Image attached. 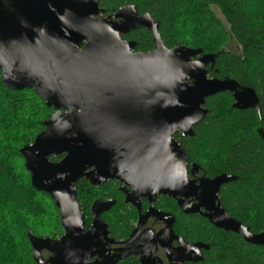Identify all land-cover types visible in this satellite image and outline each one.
<instances>
[{"label": "water", "instance_id": "water-1", "mask_svg": "<svg viewBox=\"0 0 264 264\" xmlns=\"http://www.w3.org/2000/svg\"><path fill=\"white\" fill-rule=\"evenodd\" d=\"M100 1L0 0L1 81L13 91H34L54 110L21 155L32 187L53 199L66 233L53 240L28 231L34 262L90 264L96 238L84 229L75 186L83 179L93 187L117 180L152 201L180 198L183 212L204 209L215 228L264 247V232L251 233L219 201L222 186L234 178L190 181L186 151L175 139L194 137L208 115L206 100L222 93L233 96L234 108L261 116L256 92L230 78H210L214 54L168 49L150 14L127 5L105 16ZM138 29L152 34V51L135 52L136 43L122 38ZM60 155L59 162L49 160ZM199 168L193 166V175ZM114 204H94L95 224L99 208Z\"/></svg>", "mask_w": 264, "mask_h": 264}, {"label": "trees", "instance_id": "trees-1", "mask_svg": "<svg viewBox=\"0 0 264 264\" xmlns=\"http://www.w3.org/2000/svg\"><path fill=\"white\" fill-rule=\"evenodd\" d=\"M126 5H134L140 14H150L159 23V33L168 49L186 46L216 55L214 68H208L210 78H230L256 92L261 116L252 109L234 108L233 96L222 93L206 100L208 115L194 127V137L176 135L175 139L186 151L187 162L197 164L207 177L226 174L234 178L223 185L220 202L251 233H263L264 0L100 1L105 16L118 13ZM122 38L135 42L138 53L150 52L155 46L147 29ZM232 39L240 48L239 54L227 49ZM52 113L54 110L34 91L7 89L0 72V264H36L28 231L41 238L61 234L60 210L49 195L32 187L21 155V150L44 131L43 123ZM63 156H50L49 160L57 162ZM76 190L79 202L85 190L96 189L82 182ZM160 205L175 209L169 199ZM177 214V228L186 239L210 245L206 264H264L263 246L217 229L200 215ZM49 215L54 222L52 233L41 227Z\"/></svg>", "mask_w": 264, "mask_h": 264}, {"label": "flooded vegetation", "instance_id": "flooded-vegetation-1", "mask_svg": "<svg viewBox=\"0 0 264 264\" xmlns=\"http://www.w3.org/2000/svg\"><path fill=\"white\" fill-rule=\"evenodd\" d=\"M187 164L190 181L198 185L201 178L211 179L201 168L197 175H193V166L197 164L188 162ZM82 182L88 183L98 192L89 202H84L80 198L78 202L77 193V202L84 216V229L96 238L90 264H206L205 258L210 251V245L186 239L177 228V211L185 216L204 217L201 214L205 213L204 209H201L200 213L187 214L177 202L180 198L157 195L152 201L142 195L135 197L133 188L117 180H110L101 186L93 187L83 179L76 185ZM165 199H169L175 209L170 211L163 208L160 203ZM100 200L113 201L115 204L109 209L106 206L100 207L102 213L95 224L92 207ZM193 204L196 205L197 202ZM166 215H169L168 218L165 217ZM204 218L209 222L206 217ZM61 227L59 239L66 233L62 224ZM43 257L47 260L51 257V253L45 251Z\"/></svg>", "mask_w": 264, "mask_h": 264}, {"label": "rangeland", "instance_id": "rangeland-1", "mask_svg": "<svg viewBox=\"0 0 264 264\" xmlns=\"http://www.w3.org/2000/svg\"><path fill=\"white\" fill-rule=\"evenodd\" d=\"M213 10H214L216 16L220 20L224 21V19H223L222 15L220 14V12L216 8H213ZM227 49L229 51L235 53V54H239L240 53V48H239L238 44L233 39L231 40V42L228 45ZM24 165H25V163H24ZM97 193H98L97 191H91L90 192L89 190H85L81 194V196H83L81 199H83L84 202H89V200H91V198L95 197ZM49 205H50V203H49ZM53 223H54L53 219L51 218V215H49V217H47V221L43 222L41 227H43V229H45L48 233L49 232L52 233V232H54V231H52L54 229ZM48 233H45V235H47ZM54 234H55V236H53L54 238L50 237L51 239L57 240L61 236V234L58 235V236H56L57 235L56 233H54ZM55 237H57V238H55Z\"/></svg>", "mask_w": 264, "mask_h": 264}]
</instances>
